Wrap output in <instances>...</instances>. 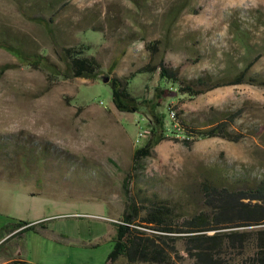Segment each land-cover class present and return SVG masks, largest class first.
I'll list each match as a JSON object with an SVG mask.
<instances>
[{
  "label": "rangeland",
  "instance_id": "1",
  "mask_svg": "<svg viewBox=\"0 0 264 264\" xmlns=\"http://www.w3.org/2000/svg\"><path fill=\"white\" fill-rule=\"evenodd\" d=\"M17 1L25 3L22 12ZM25 15L51 16V32ZM0 32L60 70L61 47L80 49L101 66L96 80L56 78L0 49V139L50 154L31 163L0 159V229L44 222L36 233L3 244L5 262L105 264L114 223L128 213L130 198L156 194L187 215L201 210L196 186L217 170L264 177V0H0ZM161 65L184 83L230 81L242 72L244 78L194 97L175 89L158 94L157 111L171 130L133 171V151L145 142L152 114L145 106L136 114L118 112L102 79L125 81L145 105L158 101L157 88H167ZM223 114L235 141L186 140L174 127L208 129ZM176 249L179 257L169 264H193L181 239Z\"/></svg>",
  "mask_w": 264,
  "mask_h": 264
},
{
  "label": "trees",
  "instance_id": "2",
  "mask_svg": "<svg viewBox=\"0 0 264 264\" xmlns=\"http://www.w3.org/2000/svg\"><path fill=\"white\" fill-rule=\"evenodd\" d=\"M17 5L21 12L25 9L24 2L17 1ZM25 17L32 18L51 32V16ZM0 49L10 53L19 65L48 71L56 78L99 79L100 63L94 57L85 56L80 49L61 47L63 70L44 55L30 51L23 41L6 32H0ZM122 54L123 51L117 53L110 62L107 68L109 74L117 67ZM158 69L160 81L167 88H157L155 97L158 101L150 100L145 105L131 96L125 81L117 77L108 79L107 76L102 79L111 91V102L118 112L136 114L145 106L152 114L153 121L148 125L145 142L133 151V171L171 130L165 116L157 111L162 106L159 95L168 96L175 89L182 95L194 97L210 88L238 85L244 78L242 72L230 81L215 83L211 82L212 79L198 78L193 83H184L165 66L161 65ZM233 118V114L228 117L230 122ZM226 120L223 114L212 123V127L204 130L193 129L184 122L174 127L186 140L222 137L235 141L237 134ZM12 144L8 139H0V159L5 158L7 163L18 157L31 163L29 160L34 162L50 155L45 148ZM224 172L217 170L196 186L202 206L200 211L192 214H182L179 204L167 202L156 194L144 193L138 202L130 198L128 213L114 223L113 247L105 264H169L174 257H179L176 243L180 239L184 254L193 264H264V177H251L248 172L237 175ZM131 180L128 175L124 184L126 189H129ZM38 228H44V222L8 223L0 229L1 238L8 237L0 243V248L9 239L17 237L21 240L29 232L36 233ZM7 264L27 263L11 261Z\"/></svg>",
  "mask_w": 264,
  "mask_h": 264
},
{
  "label": "crops",
  "instance_id": "3",
  "mask_svg": "<svg viewBox=\"0 0 264 264\" xmlns=\"http://www.w3.org/2000/svg\"><path fill=\"white\" fill-rule=\"evenodd\" d=\"M5 238H7V237H5ZM4 238V239H5ZM4 239H2L1 238V236H0V243L4 240ZM5 257H3L2 255H0V264H7V263H9V262H5ZM26 262V261H25ZM27 263V262H26ZM28 264V263H27Z\"/></svg>",
  "mask_w": 264,
  "mask_h": 264
},
{
  "label": "built area",
  "instance_id": "4",
  "mask_svg": "<svg viewBox=\"0 0 264 264\" xmlns=\"http://www.w3.org/2000/svg\"><path fill=\"white\" fill-rule=\"evenodd\" d=\"M171 119L175 120V113L171 112ZM174 126H177V124H174ZM136 142L139 143L140 142V134L138 135Z\"/></svg>",
  "mask_w": 264,
  "mask_h": 264
}]
</instances>
